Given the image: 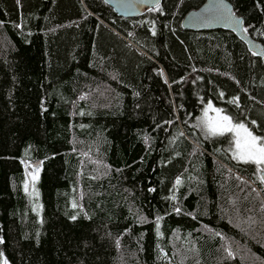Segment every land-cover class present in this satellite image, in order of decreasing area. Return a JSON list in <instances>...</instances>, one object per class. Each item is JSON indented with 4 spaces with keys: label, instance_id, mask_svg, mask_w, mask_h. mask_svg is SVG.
<instances>
[{
    "label": "trees",
    "instance_id": "obj_1",
    "mask_svg": "<svg viewBox=\"0 0 264 264\" xmlns=\"http://www.w3.org/2000/svg\"><path fill=\"white\" fill-rule=\"evenodd\" d=\"M229 1L264 45V0ZM204 2L0 0V264H264L260 172L200 124L264 137V63L183 28Z\"/></svg>",
    "mask_w": 264,
    "mask_h": 264
},
{
    "label": "water",
    "instance_id": "obj_2",
    "mask_svg": "<svg viewBox=\"0 0 264 264\" xmlns=\"http://www.w3.org/2000/svg\"><path fill=\"white\" fill-rule=\"evenodd\" d=\"M119 17L138 18L158 8L163 0H103ZM186 30L195 32L227 30L247 45L250 52L261 58L264 63V45L253 38L245 29V20L239 16L229 0H205L198 8L189 11L182 21ZM33 167L41 168L43 163L36 161ZM261 179L264 171L260 173ZM264 182V181H263Z\"/></svg>",
    "mask_w": 264,
    "mask_h": 264
},
{
    "label": "snow or ice",
    "instance_id": "obj_3",
    "mask_svg": "<svg viewBox=\"0 0 264 264\" xmlns=\"http://www.w3.org/2000/svg\"><path fill=\"white\" fill-rule=\"evenodd\" d=\"M208 110L216 113L214 118H209L207 116V110L205 111V118L202 123L207 128L209 134L212 136H223L228 133L233 134L236 149L235 158L244 163L264 166V137L254 135L243 123L234 124L230 116L221 115L222 110L213 108L211 104L208 105ZM259 170L264 171V167H260ZM262 181H264V177H262ZM73 207H76L75 203Z\"/></svg>",
    "mask_w": 264,
    "mask_h": 264
},
{
    "label": "rangeland",
    "instance_id": "obj_4",
    "mask_svg": "<svg viewBox=\"0 0 264 264\" xmlns=\"http://www.w3.org/2000/svg\"><path fill=\"white\" fill-rule=\"evenodd\" d=\"M209 104H211L212 106H213V108H217V109H221V108H219V107H217V106H215L212 102H210V103H208L206 106H205V108H204V110H203V115H202V117H201V120H200V124H201V126H203V128L206 130V132L207 133H209L208 132V130H207V128L203 125V123H202V121H203V119L205 118V111L207 110V116L209 117V118H214L215 116H216V113L214 112V111H211V110H208V105ZM222 110V109H221ZM221 115H227V116H230L231 118H232V121H233V123L235 124V123H243L250 131H252V133L254 134V135H256V136H258V137H260V135H258V134H256L246 123H244V122H241V121H237V120H235L229 113H227V112H225L224 110H222V112H221ZM231 134V133H230ZM232 136H233V147H232V154H233V156L235 157V152H236V149H235V138H234V135L233 134H231ZM238 161H240V160H238ZM240 162H242V161H240ZM244 163V162H243ZM256 167H257V169L259 170L260 169V167H264V166H257V165H255ZM40 168H36V167H33V166H30V173H35V174H37V173H39L40 172V170H39ZM259 172L261 173L262 171L261 170H259Z\"/></svg>",
    "mask_w": 264,
    "mask_h": 264
}]
</instances>
